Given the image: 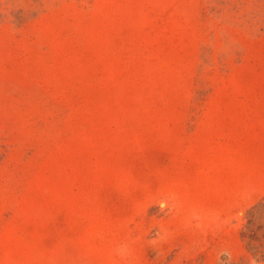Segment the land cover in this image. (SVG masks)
<instances>
[{"label":"rangeland","instance_id":"374dc122","mask_svg":"<svg viewBox=\"0 0 264 264\" xmlns=\"http://www.w3.org/2000/svg\"><path fill=\"white\" fill-rule=\"evenodd\" d=\"M0 264H264V0H0Z\"/></svg>","mask_w":264,"mask_h":264}]
</instances>
